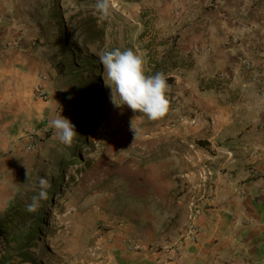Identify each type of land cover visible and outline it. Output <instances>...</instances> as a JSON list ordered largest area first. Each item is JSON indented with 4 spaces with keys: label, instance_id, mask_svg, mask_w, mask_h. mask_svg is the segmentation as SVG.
<instances>
[{
    "label": "rangeland",
    "instance_id": "374dc122",
    "mask_svg": "<svg viewBox=\"0 0 264 264\" xmlns=\"http://www.w3.org/2000/svg\"><path fill=\"white\" fill-rule=\"evenodd\" d=\"M97 3L62 0L60 26L48 25L43 55L47 68L39 71L36 83L48 98H35L32 91L40 116L21 134L27 141L19 164L1 179L0 212L11 202L40 192L43 177L53 189L54 203L45 201L41 228L46 232L31 249L37 263L162 264L166 242L188 223L190 209L199 205V188L208 186L219 163L233 157L228 136H222L228 127L229 101L222 99L227 109L219 107L216 101L224 91L203 89L210 78L194 65L184 68L193 59L177 47L178 34L163 32L155 11L113 0L104 14ZM91 29L99 36L87 38ZM115 49L143 53L147 75H154V61L174 49L178 66L170 75L176 86H170L171 107L164 118L150 120L127 105L116 107L111 102L98 57ZM78 90L82 99L77 98ZM90 102L91 118L86 113ZM61 115L74 124L78 134L72 145L77 143L78 149L74 164L65 166L58 194L51 162L72 146L61 143L50 126V120ZM197 138H207L216 153L197 146ZM3 238L0 230V251Z\"/></svg>",
    "mask_w": 264,
    "mask_h": 264
},
{
    "label": "crops",
    "instance_id": "0c3cea01",
    "mask_svg": "<svg viewBox=\"0 0 264 264\" xmlns=\"http://www.w3.org/2000/svg\"><path fill=\"white\" fill-rule=\"evenodd\" d=\"M117 1L155 11L201 75L216 79L207 90L224 91L219 107L229 101L222 136L233 157L197 192L198 234L185 237L183 223L166 242L162 264H264V0ZM61 2L0 0V39L20 43L0 50V182L19 164L27 141L21 134L40 116L32 91L47 68V29L60 26Z\"/></svg>",
    "mask_w": 264,
    "mask_h": 264
},
{
    "label": "clouds",
    "instance_id": "9594fccd",
    "mask_svg": "<svg viewBox=\"0 0 264 264\" xmlns=\"http://www.w3.org/2000/svg\"><path fill=\"white\" fill-rule=\"evenodd\" d=\"M112 3L113 0H98L96 7L108 14ZM98 58L103 65L105 85L111 89L110 100L116 107L127 105L134 112L143 113L154 121L169 113L170 85L163 73L146 74L147 61L143 53L132 49H115L102 53ZM134 120L132 127L135 130ZM50 126L55 129L60 142L67 146L72 145L78 134L74 124L63 115L50 120ZM39 184L41 191L26 206L28 212H36L39 201L47 198L46 189L51 187L50 182L42 177Z\"/></svg>",
    "mask_w": 264,
    "mask_h": 264
},
{
    "label": "trees",
    "instance_id": "16d2710c",
    "mask_svg": "<svg viewBox=\"0 0 264 264\" xmlns=\"http://www.w3.org/2000/svg\"><path fill=\"white\" fill-rule=\"evenodd\" d=\"M129 1H139V0H129ZM92 30V31H91ZM90 31L87 30L85 34H87V38H94L99 36V31L95 29H91ZM103 32V28L102 31ZM176 40L173 39V43L176 44ZM175 46V45H174ZM174 51V49H172ZM173 51H170L166 55L162 56L160 59L154 61L152 72L153 74L163 73L167 79V82L170 86H176V79L173 75H170V71L173 68L178 66ZM76 54H72L75 56ZM187 57V56H186ZM189 59V57H188ZM193 67L192 61H187L184 65V68L190 69ZM95 69L92 68V71ZM91 71V72H92ZM216 79H210L208 85L206 87H202L203 89L212 88L215 86ZM82 91L78 90L77 98L82 99L83 96L81 95ZM89 100H91V96H87ZM86 113L91 116L94 115V110L91 108V102L86 109ZM91 126V122L88 119L86 121V130L89 131ZM85 142L87 144L88 137L87 133L85 135ZM80 143V141H78ZM195 143L200 148L211 151V153H216L215 149L212 148L210 142L207 138H197L195 139ZM78 149V144L75 143L70 148L65 149L62 152H58L51 162L52 164V174L56 175V182L55 188L56 193H61V184L63 183L64 179V170L66 169L65 166L69 164H74L76 160V152ZM59 169H62V171ZM54 179H51V182ZM47 198L39 201V208L36 212H28L26 210V206L32 202V198L37 196L39 191L35 194L31 193L28 194L26 197L22 199H17L15 202H11L10 205L2 212H0V230L4 234L3 238V247L0 251V264H19L21 262H30L32 264H39L37 263L36 259L31 253V249L34 246V242L40 237L41 232H46L41 228V223L45 222V216H43V207L45 205V201L49 200L50 206H53L54 198L52 193L53 189L47 188ZM60 192V193H59ZM55 197V196H54ZM15 257L19 258V261H15Z\"/></svg>",
    "mask_w": 264,
    "mask_h": 264
},
{
    "label": "built area",
    "instance_id": "2783aa9c",
    "mask_svg": "<svg viewBox=\"0 0 264 264\" xmlns=\"http://www.w3.org/2000/svg\"><path fill=\"white\" fill-rule=\"evenodd\" d=\"M19 44L20 43L18 39H3V40L0 39V50H6L10 47H19ZM245 63L248 68L251 67L249 62H245ZM33 95L35 98H39V99L46 100L48 98V94L46 90L41 85H37L34 87ZM33 132H34V128H31L30 133L32 134ZM30 142L31 143L28 145V148L31 147L33 141ZM190 210L191 211L189 213V220L187 223L185 237L193 240L199 232V225L197 222L199 216L202 213V206L195 205Z\"/></svg>",
    "mask_w": 264,
    "mask_h": 264
}]
</instances>
